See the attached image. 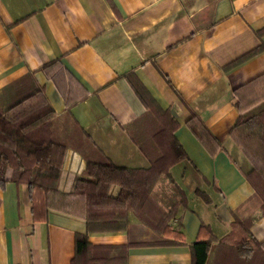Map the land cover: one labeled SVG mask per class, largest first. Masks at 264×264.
<instances>
[{
  "label": "crops",
  "instance_id": "0c3cea01",
  "mask_svg": "<svg viewBox=\"0 0 264 264\" xmlns=\"http://www.w3.org/2000/svg\"><path fill=\"white\" fill-rule=\"evenodd\" d=\"M263 27L264 0H0L2 99L42 88L54 111L62 113L65 89L40 70L60 59L79 83L72 94H85L71 107L73 118L113 166L128 170L127 181L134 169L149 166L140 145L151 146L156 123L144 115L145 105L121 75L134 73L179 123L175 136L188 159L170 173L186 196L187 207L176 214L184 244L131 247L129 264H191L190 244L200 224L221 238L235 212L242 215L243 204V214H257L251 233L264 241V213L253 211V188L235 161L239 151L231 135L238 116L233 90L264 73V50L224 69L264 42V34L256 33ZM257 82L264 85L262 78ZM193 115L219 145L197 138L188 125ZM81 173L116 175L68 148L58 190L47 194L45 222L33 221L26 184L0 186V264H70L75 234L86 231L85 197L72 192ZM129 223L138 220L130 215ZM88 238L119 244L128 235L96 231ZM226 254L224 247L211 250L209 262Z\"/></svg>",
  "mask_w": 264,
  "mask_h": 264
},
{
  "label": "trees",
  "instance_id": "16d2710c",
  "mask_svg": "<svg viewBox=\"0 0 264 264\" xmlns=\"http://www.w3.org/2000/svg\"><path fill=\"white\" fill-rule=\"evenodd\" d=\"M256 33L259 36L264 34V27ZM263 50L264 42H261L224 69H230ZM40 70L62 92L65 89V108L57 114L42 88L18 99H2L0 96V186L4 188L8 182L26 184L32 219L45 222L47 194L58 190L63 159L66 150L72 147L88 162L107 165L116 175L106 178L81 173L76 177L72 192L85 197L86 231L75 234L70 264H129L131 247L184 244L182 224L176 214L180 207H187L186 196L172 177L170 168L188 156L175 136L179 123L169 110L160 108L134 73L121 75L145 105L144 115L156 123L151 146L140 145L149 166L134 169L130 181H127L128 170L113 166L71 114V107L85 97V94H72L73 87L79 86L78 81L60 59L44 63ZM260 78L264 79V73L233 90L238 116L231 135L236 144L240 136H255L264 150V96L249 108L243 106L241 99L243 94L245 101L250 94L259 95V89L254 87H258ZM188 125L204 144L213 142L219 145L198 116H191ZM235 161L252 185L250 202L253 211L264 213V173L246 159L240 161L236 158ZM199 195L207 200L202 193ZM245 206L239 207L242 215L235 212L230 231L221 238H216L209 226L200 224L197 238L190 244L191 264H207L211 250L223 247L227 250V257L220 261L214 259L208 264H251L252 261V264H264V241L259 242L250 231L257 214H243ZM130 215L137 218L136 225L129 223ZM118 230L126 231V242L94 244L88 238L89 232Z\"/></svg>",
  "mask_w": 264,
  "mask_h": 264
},
{
  "label": "rangeland",
  "instance_id": "374dc122",
  "mask_svg": "<svg viewBox=\"0 0 264 264\" xmlns=\"http://www.w3.org/2000/svg\"><path fill=\"white\" fill-rule=\"evenodd\" d=\"M258 87H254L256 90L260 91L259 95L257 94H248L249 98L247 101H245V95L243 98V95L241 96V99L244 101V107L245 108H249L251 107L255 102H257L259 99L262 98V96H264V85L259 86ZM243 134V133H242ZM248 137V135H247ZM246 136H240L238 142L242 143V145H240L239 143H237V148L239 151L238 154V159L241 160H248L249 163L251 165H256L258 170H260L261 172L264 173V150L262 149V147H260V145L257 142V139L255 136L253 137H248ZM245 144V145H244Z\"/></svg>",
  "mask_w": 264,
  "mask_h": 264
}]
</instances>
